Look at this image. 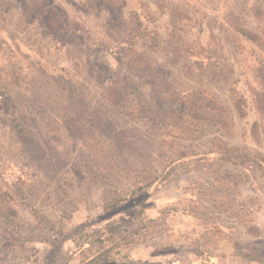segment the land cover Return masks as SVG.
<instances>
[{
  "label": "rangeland",
  "instance_id": "rangeland-1",
  "mask_svg": "<svg viewBox=\"0 0 264 264\" xmlns=\"http://www.w3.org/2000/svg\"><path fill=\"white\" fill-rule=\"evenodd\" d=\"M40 2L46 8L25 20L21 0H0V68L20 59L23 74L38 62L67 79L112 122L114 141H104L125 170L121 176L99 173L89 151L40 95L9 91L15 113L0 97V179L17 204L16 217L0 220V264H80L75 231L121 222L123 235L140 224L136 210L147 219L164 218V225L150 224L154 231L123 264H264V56L227 25L234 12L256 29L251 8L264 9V0ZM137 20L140 30L156 33L155 48L148 47L149 36L139 38ZM131 44L147 52L152 73L129 70ZM126 78L149 105L163 79L180 92L213 94L228 108L231 131L205 125L172 139L146 118L129 116L128 102L110 108L103 88H124ZM16 117L27 124L29 143L17 137L11 123ZM163 139L183 147L186 157L176 161ZM214 139L229 153L214 150ZM136 175L154 182L133 194ZM112 198L122 201L104 212ZM7 245L13 248L3 249ZM96 250L93 244L86 252Z\"/></svg>",
  "mask_w": 264,
  "mask_h": 264
},
{
  "label": "trees",
  "instance_id": "trees-1",
  "mask_svg": "<svg viewBox=\"0 0 264 264\" xmlns=\"http://www.w3.org/2000/svg\"><path fill=\"white\" fill-rule=\"evenodd\" d=\"M43 8H46V4L40 0H21V11L25 20L30 17L31 13L38 12ZM251 14L255 23L258 24L256 29L246 25V22L234 12H229L227 25L264 56V9L254 5L251 8ZM135 23L140 30L142 26L140 21L137 20ZM140 31L139 38L149 36L151 43L148 47L155 48L158 43L156 33L148 29ZM126 52L130 71L138 74H150L154 71L147 52L135 48L132 44ZM19 55L24 59L22 54ZM19 60L16 59L12 62L7 69L0 68V97L4 98L3 104L6 109L14 112L9 100V91L28 90L40 95L46 106L55 113V119L60 125L72 132L89 151L96 170L110 176H121L125 169L118 163L116 149L104 141L105 139L114 141L113 134L116 132L112 122L108 121L100 110L86 103L67 79L49 72L44 65L38 62H32L30 67H27L28 71L23 74L25 72L21 66L23 60ZM123 83L124 88L116 84H108L103 88L104 103L110 108L122 109L128 102L129 116L146 118L172 139L174 135L181 138L190 137L198 127L205 125L215 128L221 133L231 131L232 124L228 108L213 94L203 90L180 92L171 79H163L154 87L152 101L155 105H149L132 80L126 78ZM166 102L169 103V107H161ZM234 106L240 111V106L235 102ZM14 113L11 115L14 116ZM11 123L20 141L29 143V131L23 118H13ZM119 134L123 135L124 133L120 132L118 136H120ZM172 139H163L161 144L172 153L176 161L184 159L186 157L185 149L174 144ZM212 148L220 153H229L230 150L218 139L212 141ZM135 178L136 180L131 181L133 194L144 191L154 182L152 178L143 175H136ZM14 195L4 180L0 179V220L7 222L16 217L17 204ZM121 201L120 198H112V201L104 206L103 211L114 210ZM136 213L140 224L134 230L123 235H119L121 222H109L103 228L93 231L87 228L75 231L72 239L81 257L80 264H123L122 261L129 259L128 251H131L136 244L145 242L149 232L154 231V228L149 227L150 224L157 225V227L164 225V218L147 219L142 217V210H136ZM109 236L118 237L108 241ZM93 244L96 245L97 250L92 255H88L87 247ZM10 247L9 245L3 246V249ZM127 264L135 263L128 262Z\"/></svg>",
  "mask_w": 264,
  "mask_h": 264
}]
</instances>
